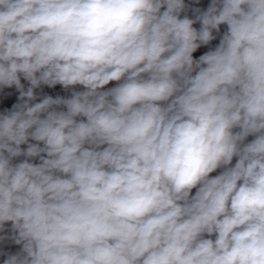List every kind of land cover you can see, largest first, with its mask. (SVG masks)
Masks as SVG:
<instances>
[{
    "label": "clouds",
    "instance_id": "1",
    "mask_svg": "<svg viewBox=\"0 0 264 264\" xmlns=\"http://www.w3.org/2000/svg\"><path fill=\"white\" fill-rule=\"evenodd\" d=\"M195 5L0 0L2 264H264V0Z\"/></svg>",
    "mask_w": 264,
    "mask_h": 264
},
{
    "label": "rangeland",
    "instance_id": "2",
    "mask_svg": "<svg viewBox=\"0 0 264 264\" xmlns=\"http://www.w3.org/2000/svg\"><path fill=\"white\" fill-rule=\"evenodd\" d=\"M185 2L195 5V0H185ZM208 3H210V0H200L199 5H195V6H200V7L206 8ZM189 15L191 16L190 13H189ZM194 26L198 27V24L194 25ZM225 28H226V26H221V31L223 32L225 30ZM218 42H219L218 39L216 41H213L211 46H215L216 44H218ZM206 50H207V47H202L201 49H198V51L196 53H194V58L198 57L200 54H203V52L206 51ZM22 83H25V85L27 87V83L26 82L22 81ZM109 86H112V85H109ZM44 91H45V93L52 94L54 96L57 95V94H60V95H67L68 94V93L64 92L62 89H60L59 86H57V89H53V90H49V89H47L45 87ZM5 92L12 93V95L10 97L4 98L5 102L8 104V106H10L12 103L16 102V96H18V92H16L14 88L13 89H5ZM0 95H2V94H0ZM0 110H2V109H0ZM249 139H251V137ZM22 147H26V146H22ZM19 159L22 160L23 157H21ZM34 162L38 163L39 161L36 160ZM219 171L220 170H217V172L213 173L212 175L218 174ZM194 191L195 190H193V194H194ZM19 247L20 246L14 245V244L9 246L11 252H13V253L18 251ZM2 260H3V257H0V264H2Z\"/></svg>",
    "mask_w": 264,
    "mask_h": 264
}]
</instances>
